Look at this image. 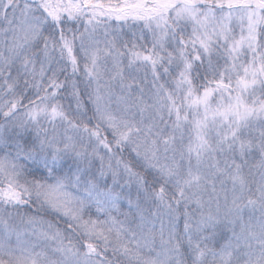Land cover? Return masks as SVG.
Segmentation results:
<instances>
[{
	"label": "snow or ice",
	"instance_id": "6c2138e0",
	"mask_svg": "<svg viewBox=\"0 0 264 264\" xmlns=\"http://www.w3.org/2000/svg\"><path fill=\"white\" fill-rule=\"evenodd\" d=\"M0 264H264V0H0Z\"/></svg>",
	"mask_w": 264,
	"mask_h": 264
},
{
	"label": "trees",
	"instance_id": "16d2710c",
	"mask_svg": "<svg viewBox=\"0 0 264 264\" xmlns=\"http://www.w3.org/2000/svg\"><path fill=\"white\" fill-rule=\"evenodd\" d=\"M62 102L65 103V104H67V103L71 102V98L69 97V98L63 100ZM74 106H75V105H74V103H73V107H74Z\"/></svg>",
	"mask_w": 264,
	"mask_h": 264
}]
</instances>
